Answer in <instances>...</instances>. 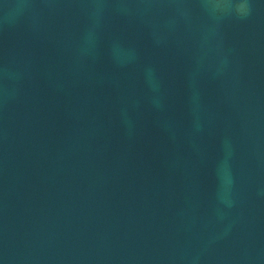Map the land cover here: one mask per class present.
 Returning a JSON list of instances; mask_svg holds the SVG:
<instances>
[{
    "label": "water",
    "instance_id": "1",
    "mask_svg": "<svg viewBox=\"0 0 264 264\" xmlns=\"http://www.w3.org/2000/svg\"><path fill=\"white\" fill-rule=\"evenodd\" d=\"M0 264H264V0H3Z\"/></svg>",
    "mask_w": 264,
    "mask_h": 264
},
{
    "label": "clouds",
    "instance_id": "2",
    "mask_svg": "<svg viewBox=\"0 0 264 264\" xmlns=\"http://www.w3.org/2000/svg\"><path fill=\"white\" fill-rule=\"evenodd\" d=\"M0 4H3V7L5 9H9V8H11V9H17L19 7H22V5H9V4H4L3 3V0H0Z\"/></svg>",
    "mask_w": 264,
    "mask_h": 264
}]
</instances>
